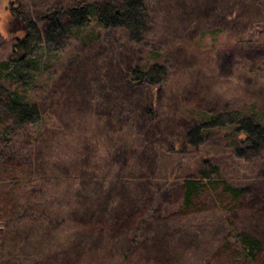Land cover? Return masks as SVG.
Returning <instances> with one entry per match:
<instances>
[{"label":"rangeland","instance_id":"obj_1","mask_svg":"<svg viewBox=\"0 0 264 264\" xmlns=\"http://www.w3.org/2000/svg\"><path fill=\"white\" fill-rule=\"evenodd\" d=\"M70 1L0 0V62L13 45L9 15L36 19ZM149 15L145 45L100 30L44 57L31 93L43 122L0 149V264H247L222 249L237 229L262 242L264 260V153L238 157L222 129L197 151L169 147L205 111L264 120V0H153ZM152 64L166 65L162 83H127L129 65ZM207 164L249 195L233 203L221 183L182 214L180 186ZM26 204L39 222L22 224L15 207Z\"/></svg>","mask_w":264,"mask_h":264},{"label":"trees","instance_id":"obj_2","mask_svg":"<svg viewBox=\"0 0 264 264\" xmlns=\"http://www.w3.org/2000/svg\"><path fill=\"white\" fill-rule=\"evenodd\" d=\"M152 1L75 0L66 6H52L36 19L24 18L18 12L9 15L8 33L13 45L9 57L0 62V149L6 153L13 150V137L19 130L28 126L38 127L43 122L40 104L32 98L34 94L31 93L37 78L46 72L45 56L50 59L58 55L74 40L87 43L91 36H98L100 30L116 33L128 44H144L146 36L151 33L149 11ZM14 10L15 5H10L9 12L12 14ZM155 54L159 55V51ZM123 74L130 86L139 83L156 85L164 81L167 71L165 64H152L147 68L129 65L123 70ZM112 98L117 101L116 95ZM149 103L153 104L152 100ZM193 120L195 124L179 141L169 144V147L183 153L197 151L214 130L222 129L229 133L238 157L243 156L246 151L264 153V120L255 113L228 110L212 115L205 111ZM157 121L155 125L159 129L160 121ZM155 132L160 134L161 131ZM160 138L157 136V140ZM3 155L0 153V159ZM199 175L198 178L184 180L180 186L184 205L182 214L196 212L198 205L195 201L203 206V198L209 196L221 183L224 193L231 196L233 203L244 202L249 195L247 189L234 188L221 181L217 166L207 164L199 171ZM167 193L165 188H158L156 196L162 199ZM17 208L23 209L22 224L25 222V225L39 222L42 216L40 210L27 204L23 207L17 205L15 209ZM116 218L117 214L111 215V222L114 219L117 221ZM53 226H46V236L51 233ZM111 232L115 235L118 233L116 230ZM222 249H234L232 254L236 259L247 264H257L263 252V244L251 233L239 232L237 229L228 235ZM258 264H264V260Z\"/></svg>","mask_w":264,"mask_h":264}]
</instances>
